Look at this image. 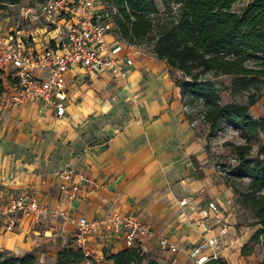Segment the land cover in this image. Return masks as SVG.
<instances>
[{"label":"crops","instance_id":"0c3cea01","mask_svg":"<svg viewBox=\"0 0 264 264\" xmlns=\"http://www.w3.org/2000/svg\"><path fill=\"white\" fill-rule=\"evenodd\" d=\"M11 6L22 11L30 5ZM43 26L42 37L31 33L36 46L55 45L59 33L47 21ZM108 39L122 43L133 60L126 80L109 69L74 67L66 75L64 116L38 101L0 114V250L58 264L62 249L81 247L88 257L81 264H113L107 256L140 246L160 264H197L191 251L228 226L201 255L210 256L207 262L258 264L263 252L259 260L261 247L252 237L259 226L234 187L246 189L249 178L228 181L221 173L216 140L176 83L182 73L150 48L122 41L114 29ZM13 73L0 62V94L12 86ZM69 167L76 170L72 180L58 175ZM73 183H81L75 198L62 189ZM19 197H36L47 210L40 222L13 214L8 230L5 209ZM210 202L217 211L204 217ZM117 213H136L152 235L129 245L123 232L99 223L83 245L78 242L80 218L107 220ZM161 237L178 250L163 249Z\"/></svg>","mask_w":264,"mask_h":264},{"label":"trees","instance_id":"16d2710c","mask_svg":"<svg viewBox=\"0 0 264 264\" xmlns=\"http://www.w3.org/2000/svg\"><path fill=\"white\" fill-rule=\"evenodd\" d=\"M113 14L114 31L130 45L150 48L158 58L182 73L176 79L186 105L196 108L209 124L208 135L215 137L226 126L240 130L245 143L228 144L235 164H222L228 181L249 178L246 189H235L241 205L249 209L259 227L252 241L259 244L264 264V143L253 156V141L264 131V118H255L251 107L259 99L251 93L264 82V0H251L240 11L239 0H105ZM23 0H0V8ZM232 77L236 91H246L247 100L223 103L221 88L213 78ZM256 90V92H257ZM88 257L83 249L66 247L59 252L58 264H81ZM113 264H160L140 246H132L107 256ZM0 264H40L33 254L16 256L0 250ZM206 264H227L213 259Z\"/></svg>","mask_w":264,"mask_h":264},{"label":"built area","instance_id":"2783aa9c","mask_svg":"<svg viewBox=\"0 0 264 264\" xmlns=\"http://www.w3.org/2000/svg\"><path fill=\"white\" fill-rule=\"evenodd\" d=\"M21 14L25 18H42L47 21V25H52L59 37L55 45L48 44L44 47L36 46L33 35L25 38L20 29L0 37V62L14 70L12 86L0 94V114L38 101L53 108L57 116H64L67 112L66 75L74 67L90 70L109 69L127 79V67L133 64V60L123 52L122 43H111L108 39L114 29V21L112 11L105 0H44L35 6L23 7ZM186 108L190 109L189 106ZM219 168L221 173L226 175L220 165ZM75 174L76 170L72 167L58 172V175L66 180H72ZM80 187L81 183H73L69 188L63 185L62 189H68L70 197L75 198ZM187 202V199H183L180 203L185 205ZM46 210V206L40 204L36 197L11 199L5 209L9 217L7 229L13 230L15 226L13 214L40 222ZM211 210L217 211L214 202L209 203V209L203 211V216L209 217ZM60 215L66 214L60 212ZM99 223H103L108 229L123 232L129 245L153 233L149 224L136 213H117L107 220L88 221L86 218H80L77 224L78 242L81 245ZM227 233L228 226H224L219 236L203 237L201 244L191 251V258L197 264L207 262L210 256L201 255L202 250L217 245L219 237ZM159 245L173 252L178 250L167 238L161 237Z\"/></svg>","mask_w":264,"mask_h":264},{"label":"rangeland","instance_id":"374dc122","mask_svg":"<svg viewBox=\"0 0 264 264\" xmlns=\"http://www.w3.org/2000/svg\"><path fill=\"white\" fill-rule=\"evenodd\" d=\"M44 0H23V2H27L29 5H35L36 3L43 2ZM160 9L163 10V5L159 0H155ZM251 0H239L234 6V11H240L247 3H249ZM34 17H28L25 18L21 14V9L13 6H9L6 9L0 8V35L8 34L9 32L13 30H22L23 35L25 38H29L31 36V33L36 34L40 37L44 34L43 24H46V21L41 19H37ZM48 44H45L47 46ZM209 78H213L218 86L221 88V94H222V100L223 103H229L232 101H245L247 100V94L246 91H236L232 87V77L230 76H218L214 77L212 74L207 75ZM258 90L256 87H251L250 91L251 93H257L259 96L258 101L256 104H254L250 112L255 118H264V82L258 83ZM257 90V92H256ZM202 105L199 104L196 108H193L194 115L200 119L203 125L209 129V124L204 120V117L201 113ZM214 140H216L215 146L217 147L218 153H216L219 158L218 161H220L223 165L229 164V163H236L234 161L235 155L233 153L232 147L228 144L231 143H237V144H243L245 143V139L241 136L240 130L237 129L234 126H226L221 132L218 133L217 136L212 137ZM259 142L264 143V131H261L259 133L258 140L253 141V156H256ZM244 179V178H243ZM242 179V180H243ZM247 180V178H245ZM244 179V180H245ZM261 249L258 248V251L256 252V257L260 260V251ZM255 264V263H253Z\"/></svg>","mask_w":264,"mask_h":264}]
</instances>
